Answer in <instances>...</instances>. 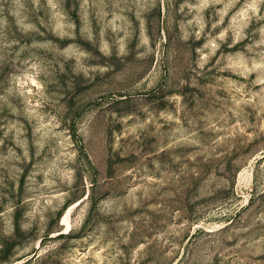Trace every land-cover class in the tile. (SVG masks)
<instances>
[{
    "label": "rangeland",
    "instance_id": "1",
    "mask_svg": "<svg viewBox=\"0 0 264 264\" xmlns=\"http://www.w3.org/2000/svg\"><path fill=\"white\" fill-rule=\"evenodd\" d=\"M0 264H264V0H0Z\"/></svg>",
    "mask_w": 264,
    "mask_h": 264
}]
</instances>
